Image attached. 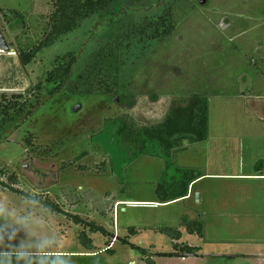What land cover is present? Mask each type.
<instances>
[{
    "label": "rangeland",
    "instance_id": "374dc122",
    "mask_svg": "<svg viewBox=\"0 0 264 264\" xmlns=\"http://www.w3.org/2000/svg\"><path fill=\"white\" fill-rule=\"evenodd\" d=\"M171 1L175 0L146 2L138 15L160 14L162 5ZM127 6L122 1L113 10L87 19L75 32L41 51L27 67L21 65L15 51L22 24H6L1 17L0 27L10 50L0 52V105L13 103V95H21L24 106L22 111L11 110L13 119L0 139V168L4 171L0 180L55 206L53 225L76 264H150L147 258L154 264H264V177H254L264 173V104L260 106L261 118L235 98L212 97L209 139L186 142L188 148L174 152L170 167L164 158H136L126 142L116 139L118 120L124 115L139 125L163 120L178 104L172 89L185 92L192 79L206 71L203 61L196 60L199 56L207 65L217 60L225 66L228 74L221 76V84L241 72L236 70L239 64H224V52L214 54V42L224 38L226 49L232 51L241 35L229 37L224 27L239 13L264 18V0H195L196 13L187 15L182 25L185 35L179 28L170 40L155 39L146 48L137 44L124 56L118 94L51 96L52 85L46 78L57 58L76 53L77 73L90 52L112 39L120 14L131 7ZM0 8L27 11L30 17H46L54 10L51 0H0ZM36 20L29 31L33 38L45 19ZM220 20L226 24L219 28ZM260 26L262 22H257L246 34L258 52L246 47L242 55L264 53V29ZM248 72V78L253 76L262 83L251 86V91L264 96V60ZM38 83H42L40 90L35 88ZM181 164L197 166L201 174L211 176L195 182L187 201L140 203L160 200L157 183L164 172L180 177L176 167L182 168ZM11 176L16 177L15 183ZM0 194L13 201H19L21 195L2 186ZM75 215L103 225L109 236L89 232L95 247L88 249L80 240L84 226L75 222ZM197 223L204 228L203 236L185 233L182 241L200 246L198 255H157L176 251L170 228L182 230L189 224L197 228Z\"/></svg>",
    "mask_w": 264,
    "mask_h": 264
},
{
    "label": "trees",
    "instance_id": "16d2710c",
    "mask_svg": "<svg viewBox=\"0 0 264 264\" xmlns=\"http://www.w3.org/2000/svg\"><path fill=\"white\" fill-rule=\"evenodd\" d=\"M53 3V12L46 17H30L27 11L17 9L0 8V13L6 24L19 21L22 24V33L16 36L15 51L18 54L19 61L24 67L29 66L38 54L52 46L65 36L75 32L82 24L93 16L108 12L116 8L122 1L129 7V11H123L120 14L115 33L111 40L102 44L96 50L90 52L82 64L78 67L76 73V64L79 61L78 56L74 52L65 54L62 58H57L56 66L48 73L46 81L52 88L49 93L51 96L57 94H73V95H111L118 94L121 89L120 73L121 68L125 64V58L129 55L135 45H142L146 48L152 40H170L175 34L182 29L185 35V30L182 28L187 15L196 13L195 0H175L164 3L161 7V13L156 15L144 16L138 15L141 7L151 0H51ZM136 6V7H134ZM125 10V9H124ZM254 14V13H252ZM44 18V23L41 25V30L35 33V37L29 35L33 22ZM220 19V17H219ZM218 19V21H219ZM237 16L231 17L229 23H224L226 26L223 30L232 36L238 28L234 27V20ZM222 20L218 22V27H223ZM241 26V30L245 31L246 27ZM219 27V28H220ZM240 30V31H241ZM230 31V32H229ZM241 31V32H242ZM239 34L236 33V35ZM184 38V37H183ZM224 47V55H229L235 52V46L232 51H228L225 46V40H220ZM164 43V42H163ZM185 43V41H183ZM188 45V43H186ZM191 44H189L190 46ZM236 45V44H235ZM191 47V46H190ZM201 47L202 43H201ZM135 48V47H134ZM133 48V49H134ZM242 49H237L238 56L241 59L244 71L254 69L260 66L264 60L259 54L258 57L242 55ZM258 52V51H257ZM204 49H201V54L204 55ZM233 54V53H232ZM198 61H205L204 57L200 56ZM213 65L211 62L208 65L210 74H203L200 78L192 79L193 83L185 92L172 89V93L178 96L177 106H172L165 114L163 120L152 125H139L130 115H124L118 120V128L116 131V139L126 142L133 150L136 158L149 156L152 158H164L166 167L172 166V156L177 150L185 147V143L194 144L204 142L209 138L210 126V99L212 97H235L240 93L235 91V87L230 85L229 88H223L221 85H216V80L222 79L217 75L216 68H210ZM208 72V73H209ZM249 73V72H248ZM199 76V77H198ZM217 76L214 80L211 77ZM213 80V81H212ZM37 90L42 88V83H38L35 87ZM176 88V87H174ZM188 94V95H182ZM14 102L5 101L0 105V139L6 124L13 119L11 110L18 108L22 111L21 106L24 103L20 102L21 95H13ZM20 106V107H19ZM180 172V177H173L168 180L170 174L164 172L162 180L157 183L156 194L160 198V203H168L179 200L187 196L189 185L194 180L199 179L202 174L194 169L176 167ZM0 168V175L3 173ZM15 183L16 177H9ZM0 186L9 188L14 192L22 194L9 183L0 180ZM47 203V202H45ZM48 204V203H47ZM49 205V204H48ZM56 209L55 206H51ZM75 222L82 224L84 229L80 233V240L88 249L93 250L94 244L91 233H102L109 236V231L103 225H99L93 221L82 219L75 215ZM197 223L196 225H198ZM168 229V227L166 228ZM136 233L135 228L129 229ZM169 230V229H168ZM172 230V239L178 241L182 237V233L177 228ZM188 232L196 233L203 236L204 228L201 224L197 228L193 225H188ZM125 244H129L128 240L121 238ZM135 247L134 245H132ZM176 251L159 252V256H196L199 254L200 247L191 246L186 242L174 243ZM112 252V249H108ZM150 264L155 261L152 258H147Z\"/></svg>",
    "mask_w": 264,
    "mask_h": 264
},
{
    "label": "clouds",
    "instance_id": "9594fccd",
    "mask_svg": "<svg viewBox=\"0 0 264 264\" xmlns=\"http://www.w3.org/2000/svg\"><path fill=\"white\" fill-rule=\"evenodd\" d=\"M56 215L31 192L19 201L0 194V264H76L53 225Z\"/></svg>",
    "mask_w": 264,
    "mask_h": 264
},
{
    "label": "crops",
    "instance_id": "0c3cea01",
    "mask_svg": "<svg viewBox=\"0 0 264 264\" xmlns=\"http://www.w3.org/2000/svg\"><path fill=\"white\" fill-rule=\"evenodd\" d=\"M241 14L242 13L236 14L238 19H235L234 20V27L238 28V30H236V33L239 32V34H237V35H241L239 37V43H236V45H235V50L236 51L235 52H232L233 54L230 53V55L225 56L222 53V52H224V47L221 45V42L220 41H215L214 42V44L216 45L215 50H214L215 51L214 54L216 53L215 54L216 56L218 55V53L223 54L224 64L226 62L228 63V65L239 64V67L236 68V70L241 69V72H236L235 74H233V79L227 80L226 82H223V84H221V80L220 79L219 80H216L215 83H217L216 85H221L223 88H229V86L232 85L231 82H233V86L235 87V91H238L240 94L238 96H235V97H227V98H235V100H239V101H236V102H238V104L241 103L244 107H247L248 109H249V107L253 108L254 109V112H257L258 116L261 117L262 116V114H261L262 113V110H261L260 106H262L264 104V96H257L256 95V92H254V91L252 92L251 91L252 89H250V87L253 86L254 84H257L258 83L259 85H261L262 83H260L259 81H254L255 77H253V76H252V79H250V77L248 78V76L246 74H248L250 76H251V74L248 73L247 71H244L243 70L242 62H241L240 57L238 56L237 49H239V48L242 49V48L250 47V50H252V52L257 53L256 52V49L254 47V44H253L254 41L251 39L250 36L247 38L246 37V34L249 33L250 31H253L255 29V26H256V23L257 22H262V26H260V27L262 29H264V18L263 17H260V16H258V19L256 17L254 18V14H248V15H246V14L241 15ZM1 17H2V15L0 13V24H1ZM254 20H256L257 22L255 23ZM244 24H245L244 27H246V29H245V31H242L240 28ZM0 29H1V27H0ZM3 34H4V32H3ZM4 36H5V34H4ZM241 37H244L245 39L241 40ZM5 38H6V36H5ZM6 40H7L8 44H9V41H8L7 38H6ZM255 42H256V40H255ZM258 43L261 44L260 40L258 41ZM261 45H262V47L264 46L263 43ZM0 52H2L1 48H0ZM7 53H9V52H7ZM259 56L261 58H264V53H260ZM199 58H200V56H199ZM230 58L233 60V62L230 60ZM203 63L205 64V66L203 68H205L206 71L200 72V76H203V74H208L209 75L210 72H209V68H208V65H207V60L203 61ZM212 65L214 66V68H216V71H217V75L218 76H222L225 73L228 74V71L227 72L224 71L225 70V66L220 65L217 62V60H216V63L215 64H212ZM213 66L210 67V68H213ZM218 70H219V72H218ZM250 81H252L251 84H250ZM210 103H211V101H210ZM187 148H188V146L185 145V147L183 148V150L184 149H187ZM183 150L182 149L181 150H178V152H181ZM186 165H188V164H185L184 166H183V164H181L180 166L182 168L194 169V170H197V168H198L197 166L190 167V166H186ZM205 176H211V175L202 173V176L199 179H201V178H203ZM218 176H220V175H218ZM250 176H253V175L250 174ZM260 176L261 177H264V173H260V175H254V177H260ZM173 177L178 178V176L171 175V176H169L168 180H171V178H173ZM199 179H197V180H199ZM197 180H194L189 185L188 194H187V196L184 197V201H187V200H189L192 197L193 187L196 185L195 182ZM159 201L160 200H158V201H149V202H140V203H142V204L144 203L143 205H158V204H162ZM187 227L188 226L184 227L182 230L179 229V231L182 233V237L178 241H174L173 240V243H176V242H179V243L180 242H185V241H182V238L185 235V233H188L191 236H193V235L194 236H197L196 233H190V232H188ZM186 243H188V242H186ZM191 246H195V245H191ZM198 247H200V246H198ZM200 249H201V247H200Z\"/></svg>",
    "mask_w": 264,
    "mask_h": 264
},
{
    "label": "water",
    "instance_id": "95a60500",
    "mask_svg": "<svg viewBox=\"0 0 264 264\" xmlns=\"http://www.w3.org/2000/svg\"><path fill=\"white\" fill-rule=\"evenodd\" d=\"M0 48L2 50V52H9L10 50V46L2 32V30L0 29ZM199 196V195H198Z\"/></svg>",
    "mask_w": 264,
    "mask_h": 264
}]
</instances>
